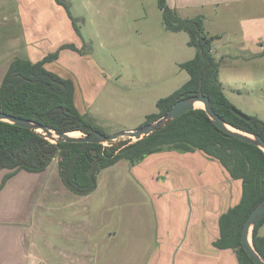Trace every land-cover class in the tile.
Wrapping results in <instances>:
<instances>
[{
    "label": "rangeland",
    "instance_id": "374dc122",
    "mask_svg": "<svg viewBox=\"0 0 264 264\" xmlns=\"http://www.w3.org/2000/svg\"><path fill=\"white\" fill-rule=\"evenodd\" d=\"M66 2L80 35V40L71 41L80 57L72 64V70L89 86V81L94 85L88 90L92 91L95 104L86 109L81 106L85 116L106 135L144 126L147 116L159 111L157 102L190 79L180 67L196 55V48L188 44L190 36L166 29L158 0ZM23 3L27 7L28 3ZM6 7L0 11V20L6 14L12 21L19 10L12 2ZM197 16L203 17L206 32L217 36L212 53L219 63V80L226 96L243 114L264 121V4H212L180 12L185 19ZM7 25L13 28L12 22ZM3 47L0 42V50ZM14 51L0 59V86L10 63L17 57H28L24 49L18 47ZM76 135L83 136L80 132ZM127 140L137 141L125 137L117 142ZM58 162L59 156L52 160L48 173L39 174L34 180L26 175L29 181L24 187L28 188L18 183L15 194L3 195L0 264H35L36 259L37 264H70L73 259L62 255L72 250L78 256L87 246L90 260L103 235L117 225L135 228L156 224V202L145 197L128 161L104 170L97 189L87 196L66 187ZM22 190L25 193L19 194ZM167 200L170 207L182 199L169 195ZM138 234L136 230L134 239ZM260 234L264 237V229Z\"/></svg>",
    "mask_w": 264,
    "mask_h": 264
},
{
    "label": "trees",
    "instance_id": "16d2710c",
    "mask_svg": "<svg viewBox=\"0 0 264 264\" xmlns=\"http://www.w3.org/2000/svg\"><path fill=\"white\" fill-rule=\"evenodd\" d=\"M57 2L64 6L79 34L66 0ZM158 3L166 29L188 33V44L197 51L192 60L180 65L190 79L170 96L160 99L159 111L148 115L144 125L161 119L178 101L203 94L210 98L213 111L228 124L264 139V121L254 116H247L249 120L240 117L236 113L239 110L226 96L219 80V63L212 53L217 36L206 32L203 17L181 18L167 0ZM64 49L77 51L74 45L66 44L36 63L15 58L0 86V112L37 122L59 133H103L79 111L74 80L46 68ZM170 150L202 151L218 160L234 180L241 181V200L221 217L220 237L215 245L235 250L240 264H256L244 249L241 234L248 216L264 200V151L223 132L203 109L189 111L136 142L112 141L109 145L52 143L33 130L0 121V169L19 167L5 179L0 191L20 171L45 172L59 156L58 170L63 183L73 193L87 196L97 189L99 175L121 160L135 166L150 155ZM263 225L264 217L253 230V245L264 258V237L260 234Z\"/></svg>",
    "mask_w": 264,
    "mask_h": 264
},
{
    "label": "crops",
    "instance_id": "0c3cea01",
    "mask_svg": "<svg viewBox=\"0 0 264 264\" xmlns=\"http://www.w3.org/2000/svg\"><path fill=\"white\" fill-rule=\"evenodd\" d=\"M253 1L264 4V0H167L179 16L182 10L203 5ZM8 2L16 4L19 12L15 11L16 17L12 21L5 17L6 14L0 20V42L4 44L0 59L19 47L28 53L27 59L36 63L62 45L80 40L66 9L56 0H0V11L6 10ZM23 2L28 3L27 7ZM7 22H12L11 26L15 29L9 28ZM79 59L76 51L64 49L56 61L46 64V68L63 78L74 80L76 105L86 115L82 107L86 109L88 105L95 104V97L88 90L94 85L93 81H89V86L72 70V64ZM77 74H80L78 70ZM149 158L153 160L144 159L135 166L128 165L136 182L144 189L145 197L156 202V224L135 225V228L132 225H117L103 235L90 260L92 255L88 246L78 256L75 255L77 252L70 250L62 257L70 256L73 259L70 264H240L235 250L220 249L215 243L220 237L221 217L241 200V181L234 180L218 160L199 150L181 153L163 151ZM122 161L127 160H121L116 165ZM25 172L20 171L7 182L0 191V201L3 195L15 194L18 183L26 186L29 181L26 175L34 180L39 174L48 173L49 168L42 173ZM22 193H25L24 190L19 194ZM169 195H178L182 200L168 207ZM117 215L120 219V213ZM126 216L132 217L131 214ZM263 229L264 225L260 233ZM136 230L139 234L134 239ZM43 264H49V261Z\"/></svg>",
    "mask_w": 264,
    "mask_h": 264
},
{
    "label": "water",
    "instance_id": "95a60500",
    "mask_svg": "<svg viewBox=\"0 0 264 264\" xmlns=\"http://www.w3.org/2000/svg\"><path fill=\"white\" fill-rule=\"evenodd\" d=\"M197 104H202L203 107L199 108L197 107ZM196 109H203L210 117V119L214 122V124L226 134L235 137L241 141H244L246 143L257 146L264 151L263 137H261L260 135L244 132L228 124L217 113L213 111V109L211 108L210 98L203 94L197 96H191L178 101L173 105V107L165 116H163L161 119L151 124L144 125L135 130L124 131L113 135H106L99 131L90 134H84L80 132L83 136H77V135L74 136L73 133L76 132L59 133L37 122L24 118H19L7 114L5 112H0V121L9 122L14 125L24 127L29 130H33L36 133L43 135L47 140L51 141L52 143L68 142V143H95V144L109 145V142L117 141L118 139L125 137L135 138L137 139V141L143 139L144 137L149 136L159 128L166 126L169 121L177 119L183 114ZM236 113L245 120H249L247 115L243 114L242 112L236 111ZM18 169H19L18 166L15 168L0 169V188L3 186L5 179L9 175L17 172ZM263 217H264V200L248 216L247 220L244 223L241 234L242 245L246 250V252L248 253V255L253 259V261L256 264H264V258L257 252V250L253 245V230Z\"/></svg>",
    "mask_w": 264,
    "mask_h": 264
},
{
    "label": "bare ground",
    "instance_id": "6f19581e",
    "mask_svg": "<svg viewBox=\"0 0 264 264\" xmlns=\"http://www.w3.org/2000/svg\"><path fill=\"white\" fill-rule=\"evenodd\" d=\"M200 105H202V104H197V107L201 108ZM77 133H78V132L73 133V135L75 136Z\"/></svg>",
    "mask_w": 264,
    "mask_h": 264
}]
</instances>
